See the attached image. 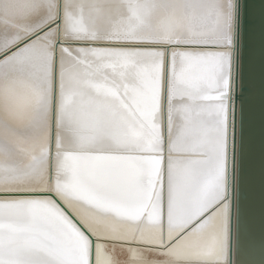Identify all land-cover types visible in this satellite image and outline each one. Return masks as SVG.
<instances>
[{
	"label": "snow or ice",
	"instance_id": "6c2138e0",
	"mask_svg": "<svg viewBox=\"0 0 264 264\" xmlns=\"http://www.w3.org/2000/svg\"><path fill=\"white\" fill-rule=\"evenodd\" d=\"M0 264H264V0H0Z\"/></svg>",
	"mask_w": 264,
	"mask_h": 264
},
{
	"label": "water",
	"instance_id": "95a60500",
	"mask_svg": "<svg viewBox=\"0 0 264 264\" xmlns=\"http://www.w3.org/2000/svg\"><path fill=\"white\" fill-rule=\"evenodd\" d=\"M248 2L252 6H257L259 4V0H248Z\"/></svg>",
	"mask_w": 264,
	"mask_h": 264
}]
</instances>
